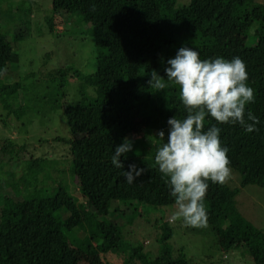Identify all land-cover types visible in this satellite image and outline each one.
<instances>
[{
  "label": "trees",
  "instance_id": "1",
  "mask_svg": "<svg viewBox=\"0 0 264 264\" xmlns=\"http://www.w3.org/2000/svg\"><path fill=\"white\" fill-rule=\"evenodd\" d=\"M13 1L0 0L11 2L4 11L14 13ZM51 1L54 13H75L76 19L91 23L98 54L90 72L62 65L42 74L63 94L58 93V106H63L70 136L53 138L69 145L57 151L60 159L35 154L36 146L0 136V264H106L108 254L120 257L122 264H194L182 247L177 253L169 245L172 234L163 211L155 213V221L142 217L150 208L175 205L155 155L166 142L158 132L167 137L168 119L187 115L178 86L165 73L167 60L182 46L198 50L201 60L239 57L246 64V83L255 94L247 109L259 120L257 130L206 117L205 130L213 125L221 129V145L229 149V167L238 182L231 178L221 186L209 181L204 204L215 247L240 249L253 264H264V228L255 212L256 218L239 205L246 186L264 190V0H190L181 6L177 0ZM21 2L28 7L33 1ZM26 8L17 7L23 12ZM76 19L64 23L52 14L45 27L59 38ZM29 27H18L9 39L0 26V99L5 96L0 102L18 120L43 96L25 85L29 78L42 82L36 72L5 81L20 65L14 43L30 36ZM153 69L165 78L163 91L149 86ZM72 78L82 84L81 98L68 102L65 89ZM34 92L37 96L31 98ZM125 138L132 150L120 157L124 168H117L112 157ZM133 164L145 172L130 184L123 173ZM126 215L130 225L143 219L161 232L154 257L143 243L125 238L121 218Z\"/></svg>",
  "mask_w": 264,
  "mask_h": 264
},
{
  "label": "rangeland",
  "instance_id": "2",
  "mask_svg": "<svg viewBox=\"0 0 264 264\" xmlns=\"http://www.w3.org/2000/svg\"><path fill=\"white\" fill-rule=\"evenodd\" d=\"M32 1L27 7L21 0H14L12 6L14 7V13L4 11L6 7L11 6V2L10 5L9 2L6 5L4 3L0 4V26L5 29L4 31L8 32L9 39H12L11 37L14 36V32L17 31L18 27L22 30V28L29 25L31 32L29 37L14 43L16 51L20 54V65L16 68L13 75L8 76L9 78L5 79V81L13 80L19 75L24 76L28 72H36V79H40L45 72L62 65H73L85 73L90 72L94 68L98 54V49L94 46L92 40L91 23L84 22L82 18L81 20L76 19L79 16L75 13L66 11L54 13L51 0ZM189 1L177 0V4L181 6L188 4ZM21 6L27 7L25 12L17 9V7ZM28 10L32 11V13H27L29 12ZM52 14L58 17L61 16L64 23L72 22L70 20L71 17L76 19L74 23L70 24L69 30H66L62 37L56 38L55 33H49L46 30V17ZM57 23L60 26V22ZM251 42L254 41L252 40ZM33 80V78L27 79L25 82L27 89L29 90L33 87L30 89L31 92L37 90L43 96L46 94L47 97L41 98L43 97L41 96L36 100L34 102L35 106L29 108L20 120L14 115H8L0 102V136L13 137L19 139V141L26 142L29 146H36L38 150L35 154L47 153L53 156L56 154V158L60 159L62 155L58 154L57 151L61 148L69 149V145L67 142H52L53 138L58 134L65 138L70 136L63 106H58L63 94L60 90L58 91L59 88L56 85L49 84L43 78H41L42 82L34 83ZM80 89H82V84L79 79H70L65 89L68 93V102H74L81 98ZM86 90L95 93L92 87H86ZM59 92L62 95H59ZM35 93L30 95V97L37 96V93ZM2 98H5V96H2L0 101H2ZM17 98L19 97L17 96ZM135 151L139 152L140 148L136 147ZM29 152H32V150H29ZM232 179L238 182L237 174H232ZM3 185L5 186L6 184L4 183ZM241 193L239 198L241 209L249 214L253 212L251 216L255 218L257 214L260 219L257 224L264 228V215L259 216L264 211V190L255 185H248ZM162 211L165 214L167 227L171 229L172 236L169 245L177 253L182 247L187 257L194 264H210L211 262L219 264L223 261L227 264H253V260L249 259V257H244V253L240 249L231 251L217 249L213 242L215 240L214 234L208 224L207 227L194 228L185 226L182 219L171 221V216L176 212L175 205L163 209L158 208L157 210L150 208L147 210V214L142 217L147 221H155L158 218L155 213L161 214ZM129 218V215H126L125 219L124 217L121 218L126 222L125 238L131 242L143 243L145 250H151L154 257L158 254L161 247L159 239L161 232L156 231L157 233L159 232L158 234L154 232L150 228L154 225L152 223L145 224L146 222L143 219L135 220L130 225L131 222H128ZM136 218L138 219L139 217ZM104 261L106 264H122L121 258L113 254L104 256ZM79 264L90 263L87 260H81Z\"/></svg>",
  "mask_w": 264,
  "mask_h": 264
},
{
  "label": "clouds",
  "instance_id": "3",
  "mask_svg": "<svg viewBox=\"0 0 264 264\" xmlns=\"http://www.w3.org/2000/svg\"><path fill=\"white\" fill-rule=\"evenodd\" d=\"M199 57L198 50L182 46L174 58L167 60L166 80L178 86L187 115L184 119H168L167 137L163 130L158 132V137L166 142L155 155V163L175 198L176 212L170 220L182 219L185 226L194 228L207 227L204 200L208 182L223 186L232 178L229 149L221 145V129L213 125L205 130L206 117L214 118L218 124H239L248 132L257 130L255 125L259 123L247 109L248 104L255 102V94L246 83L245 62L239 57ZM164 81L154 69L151 71L150 87L163 91L167 87ZM131 150L132 143L125 138L115 148L112 164L124 168L120 157ZM128 168L123 175L130 184L145 172L134 164Z\"/></svg>",
  "mask_w": 264,
  "mask_h": 264
}]
</instances>
